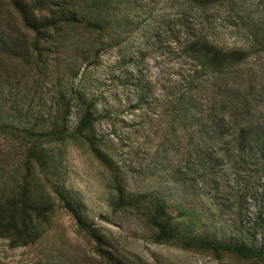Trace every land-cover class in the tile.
Segmentation results:
<instances>
[{
    "label": "rangeland",
    "instance_id": "374dc122",
    "mask_svg": "<svg viewBox=\"0 0 264 264\" xmlns=\"http://www.w3.org/2000/svg\"><path fill=\"white\" fill-rule=\"evenodd\" d=\"M145 5L129 39L103 52L98 62L84 64L75 79L99 115L94 146L77 136L46 146L52 163L45 172L36 170L32 191L46 197L50 184H62L95 227L101 248L121 263L264 264L159 242L139 215V194H159L172 214L177 206L197 210L195 228L210 239L247 247L264 242V183L257 180L254 165L241 166L227 156L223 140L201 116L184 128L174 109L191 69L179 50L186 38L205 33L223 46H246L253 21L264 23V0L240 1L250 22L226 6L202 9L191 0H145ZM242 72L237 84L263 83L264 54L251 58ZM141 90L147 97L139 108ZM77 120L71 109L65 118L68 132ZM191 129L194 136L186 134ZM116 184L130 206L117 204ZM51 198L54 211L42 237L20 247L0 237V264H111L97 252L92 236Z\"/></svg>",
    "mask_w": 264,
    "mask_h": 264
},
{
    "label": "trees",
    "instance_id": "16d2710c",
    "mask_svg": "<svg viewBox=\"0 0 264 264\" xmlns=\"http://www.w3.org/2000/svg\"><path fill=\"white\" fill-rule=\"evenodd\" d=\"M240 1L191 0L202 9L226 6L252 21L242 14ZM145 6V0H0V237L8 239L11 247L34 244L42 237L54 211L53 194L77 227L92 236L104 259L111 264H138L121 263L101 248L95 227L62 184H50L51 196L46 197H36L32 189L36 170L45 172L52 163L46 146L76 136L94 146L99 115L95 102L79 91L75 79L84 64L98 62L103 52L129 39ZM251 26L246 46H223L205 33L186 38L179 50L191 69L174 109L184 128L198 115L206 120L223 140L224 153L241 166L254 165L257 180L264 183V81L236 83L248 61L264 54V23L253 21ZM209 92V101L203 104ZM145 93H139V108ZM71 109L78 120L68 132L65 118ZM217 123L219 127L213 126ZM186 134L194 136L193 129ZM115 190L118 205L132 204L119 184ZM168 207L162 195L139 194V215L159 242L264 262V242L247 247L210 239L195 228L200 219L197 210L177 206L172 214Z\"/></svg>",
    "mask_w": 264,
    "mask_h": 264
}]
</instances>
